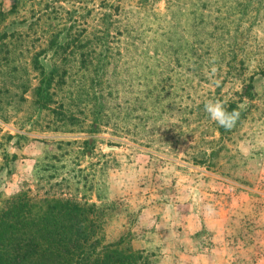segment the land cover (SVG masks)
<instances>
[{"label":"rangeland","instance_id":"obj_1","mask_svg":"<svg viewBox=\"0 0 264 264\" xmlns=\"http://www.w3.org/2000/svg\"><path fill=\"white\" fill-rule=\"evenodd\" d=\"M209 101L244 112L225 138ZM20 195L147 264H264V0H0V210Z\"/></svg>","mask_w":264,"mask_h":264},{"label":"trees","instance_id":"obj_2","mask_svg":"<svg viewBox=\"0 0 264 264\" xmlns=\"http://www.w3.org/2000/svg\"><path fill=\"white\" fill-rule=\"evenodd\" d=\"M15 4L13 8H16ZM58 39L56 37L50 42V48L56 56L60 55L59 53L63 57L68 54L75 55V52L69 53L70 43L60 44ZM95 52L93 49L89 56L83 58H92ZM117 54L113 53L111 45V63ZM41 55V52L35 53L33 59L34 69L40 71L42 76L40 85L34 89V95L38 107L50 109L54 97L57 96L52 90L65 84L63 79L68 77V72H62L61 67L54 64L53 71L47 74L40 60ZM102 55L107 58L106 54ZM62 60L68 61L66 58ZM101 61L100 57V65L96 66L97 72L104 67ZM82 62L86 63L84 60ZM82 62L81 67L84 66ZM255 90L253 81L243 84L241 97L253 99ZM223 106L228 112L239 111L240 116L235 124L237 126L244 118L239 104L228 102ZM53 111L58 116H64V120L74 117L73 110L65 109L62 104H58V108ZM234 129L235 127L231 130L220 126L218 128L223 138ZM61 203L52 201L47 204L43 201L38 206L30 203L24 195L7 201L5 207L0 210V264H147L142 255L126 253L120 250L118 244L101 248V244L89 236L92 234V223L90 222L89 226L84 224L86 219L80 206L68 202ZM76 230H80L81 234H76ZM88 230L91 232L87 233Z\"/></svg>","mask_w":264,"mask_h":264},{"label":"clouds","instance_id":"obj_3","mask_svg":"<svg viewBox=\"0 0 264 264\" xmlns=\"http://www.w3.org/2000/svg\"><path fill=\"white\" fill-rule=\"evenodd\" d=\"M209 118L225 130H231L239 119V111L228 112L219 101H209L204 105ZM210 207V206H209ZM211 210V208H210Z\"/></svg>","mask_w":264,"mask_h":264}]
</instances>
